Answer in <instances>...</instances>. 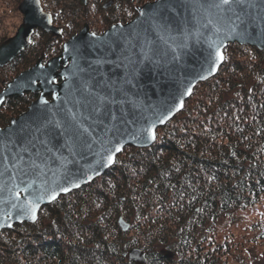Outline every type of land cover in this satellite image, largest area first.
I'll return each mask as SVG.
<instances>
[{"label": "trees", "instance_id": "16d2710c", "mask_svg": "<svg viewBox=\"0 0 264 264\" xmlns=\"http://www.w3.org/2000/svg\"><path fill=\"white\" fill-rule=\"evenodd\" d=\"M249 50L258 62L246 60ZM224 53L218 73L195 87L151 147L126 146L102 176L43 206L35 223L2 230L0 264H135L123 256L135 247L146 264H174L169 253L194 244V228L257 203L264 195V50L234 43ZM120 217L135 222L128 232Z\"/></svg>", "mask_w": 264, "mask_h": 264}, {"label": "water", "instance_id": "95a60500", "mask_svg": "<svg viewBox=\"0 0 264 264\" xmlns=\"http://www.w3.org/2000/svg\"><path fill=\"white\" fill-rule=\"evenodd\" d=\"M157 2L158 0L146 3L139 8L138 15L132 21L126 24L113 25L105 33L96 37H93L88 26H85L79 34L72 36L64 43L62 53L57 57H53L47 66L41 67L43 63L42 60H39L33 67L21 72L15 79L10 81L6 88L0 92V99L3 101L24 92L39 93L38 98L30 104L27 111L16 118H12L10 124L6 127H0L4 130L0 132V173H3L0 176V182L6 181V187L9 188L13 183L24 188L27 183L35 180L36 184L33 185V188H36L41 181L47 180L57 190L58 185L71 187L70 180L80 183V187L87 185L113 166L107 163L108 153L104 151L105 147H113L116 140H119L124 148L129 145L141 148L151 147L156 140L136 141L133 140L132 133L142 127L154 125L157 135L158 128L165 126L183 110L185 102L191 97L195 87L200 82H204L218 73L219 70L209 75L206 80L199 79L200 74L208 75V64L206 63V57L210 51L208 45L213 40H217L211 25L207 28L201 26L207 23L208 17L202 12L193 13V0H170L171 7L174 10L164 9L161 12V15L170 24L168 32L162 33L164 36L162 40L160 35L150 27L148 19ZM202 2L210 3L211 0H202ZM21 8L24 13L23 24L15 38L7 41L6 38L2 39L0 66L10 62L25 48L27 40L23 36V32L27 27L47 28L42 20L34 16L37 13L32 5V0H24ZM142 12L147 15L142 16ZM211 18L214 22L216 21L217 17L214 12L211 14ZM197 20H199V23H197ZM185 30L187 33L193 34L199 30L200 35H191L185 41L182 34ZM250 31L251 38L248 40H241L237 37L225 39V48L228 44L239 43L264 50V44H261L257 39L259 29L253 28ZM170 37H174L175 40L173 41ZM145 42H152L159 54L157 59L160 62L144 61L140 64L139 75L133 82L135 87L124 85L129 97L136 101L137 107L133 108L127 102L123 105L113 104L112 110L116 119L111 120L105 115L102 117L103 124L93 125L92 136L95 139L88 138L91 144L90 148L69 144L65 136L59 133V130L54 131L48 137H45L44 133H36V135L50 140L49 147L53 149V152L47 154L50 158L48 159V167L44 169L46 175L41 176L38 170L28 169L29 153H31L32 159H36L37 163L41 162L36 157V152L31 145L28 146L29 153L21 151L24 143L31 139L32 134L27 133L19 138H13L15 143L5 139V134L16 131L21 125L36 121L41 113L46 114L48 118H51L54 114L56 119H67V110L72 109L73 112L78 114L82 112L83 116L86 117L88 109L86 107L82 108L81 105L75 102L77 99H83V96L86 95V93L77 91L78 88H81L82 82H87L95 91L103 90L107 92L109 89H103L100 82L102 80L108 81L114 85L110 90L113 96L118 100L124 99L123 93L118 91V88L122 84L126 71V58L142 60L141 48ZM185 42L188 47L177 49L180 58L173 60V52L169 45ZM74 47L79 48V66L86 69L78 75H73V56L76 55L73 52ZM98 60H103L105 63L97 65ZM93 69H98V71H93ZM58 78L61 79L60 82L56 81ZM187 89H191V95L186 93ZM43 100L48 101L47 105L41 103ZM181 101H183L182 108H180ZM177 108H180V110L177 111ZM161 114H166L169 117L166 118L165 123L159 122ZM78 118L83 119L80 116ZM13 121L16 123L13 124ZM128 121H131V123H128ZM84 122L85 126L92 124V121L85 120ZM106 129H113V131L108 132ZM109 139L113 141L112 144L108 143ZM34 143L35 149L44 152L39 140L34 141ZM120 153L116 154V158ZM17 154L24 157V167L28 170V175H24L19 168L11 167L12 164L18 163ZM102 157L103 160H101ZM97 161H101V163H97ZM6 165L8 166L7 171H5ZM10 177L11 179H9ZM79 188H73L72 191ZM68 193H60L58 198ZM0 197L7 199L8 192H0ZM25 198L31 197L28 193H22L20 202H23ZM53 202L47 195L40 201L37 219L41 208ZM4 211L11 213V219L7 222L3 219ZM37 219L32 220L28 216L18 217L16 209L12 208L10 203H0V232L12 228L15 224L35 223ZM9 225L11 226L9 227ZM119 225L123 232H128L131 227V224L123 217L119 218ZM123 256L135 264L147 263L146 253L140 248H132L123 253Z\"/></svg>", "mask_w": 264, "mask_h": 264}, {"label": "snow or ice", "instance_id": "6c2138e0", "mask_svg": "<svg viewBox=\"0 0 264 264\" xmlns=\"http://www.w3.org/2000/svg\"><path fill=\"white\" fill-rule=\"evenodd\" d=\"M193 13L202 12L207 18V23L202 24V27L207 28L211 25L214 30V34L217 36V40H213L209 43L208 47L210 51L206 57V63L208 64L207 72L208 75L200 74L199 79L206 80L209 75H212L215 71L219 70L220 65L225 61L226 56L224 53V40L230 37H237L241 40H248L251 38V29H259L257 39H259L261 44H264V0H211L210 3L202 2V0H193L192 3ZM172 9L170 0H158L154 11L151 15L148 16L150 27L160 35V39H164L162 33H167L170 24L169 21L161 15L162 10ZM215 13L217 17L214 22L211 18V14ZM142 16L147 15L146 13H141ZM199 23V20H197ZM184 40L187 41L191 35L199 36V30L196 33H187L185 30ZM93 37H96L97 34L92 33ZM175 40L174 37H170ZM99 39V38H98ZM198 42V41H197ZM167 43V41H165ZM171 51L173 52L172 59L178 60L179 53L177 49H182L188 47V44L185 43H174L169 45ZM67 50V49H66ZM73 52L76 55L73 56V75H78L80 72L86 71L79 66V48L74 47ZM142 60H134L132 58H126L127 64L125 65V74L123 77L122 84L118 88V91L123 93L124 99H116L110 91L114 85L108 81H101L103 89H109V91H95L87 82H82L81 88H78L77 91L86 93L83 96V99H77L75 102L81 107H86L88 109V115L83 116V113L73 112L72 109L67 110V119H56L53 114L51 118L44 113H41L36 121L32 123H26L21 125L16 131L6 133L5 139L10 142L15 143V139L19 138L23 134L31 133V139H28L21 151L23 153H29V145L32 146L33 150L36 152V157L40 159V163L36 162V159L31 158V153H29L28 169L38 170L41 176L46 175L44 169L48 167V159L50 158L47 154L52 153L53 149L49 147L50 140L47 138H42L41 136L36 135V133H44L45 137L51 136L52 133L56 130H59L61 135L65 136L66 141L69 144L79 147L90 148L91 144L89 143L88 138L91 137L93 140L95 137L92 136L93 125L103 124V119L105 115L108 116L111 120H115L116 117L112 110L113 104L123 105L126 102L130 103L133 108L137 107L135 100L129 97L128 91L125 90L124 85L135 87L133 83L136 77L140 72V64L144 61L151 63H159L160 60L157 59L159 55L157 50L154 48L152 42H145L141 48ZM166 55V53H165ZM162 58V57H161ZM97 65H102L105 63L103 60H98ZM44 67V65H41ZM93 71H98V69H93ZM186 93L191 95V89H187ZM4 101L0 99V104H3ZM43 105H47L48 101H41ZM183 107V101L180 102V108ZM180 108L176 110L179 111ZM170 111V110H169ZM78 116L83 117V119L78 118ZM166 114H161L159 122L165 123ZM85 120L92 121V124L85 126ZM16 122L13 121V124ZM131 123V121H128ZM108 132H112L113 129H106ZM3 129H0V132H3ZM118 131V130H117ZM133 140H152L157 139L156 130L154 125L149 127H142L136 132L132 133ZM39 140L41 147L44 149V152L35 149L34 141ZM109 144H112L113 141L109 139ZM104 151L108 153L107 163L114 165L117 163L116 154L124 151V145L120 143L119 140L115 141L113 147H105ZM18 163L11 165L13 168H19L24 175H28V170L24 167V157L20 154H17ZM104 158L102 157L101 160ZM101 163V161H97ZM8 166H5V171H7ZM3 173H0L2 176ZM11 179V177L9 178ZM67 179V178H66ZM69 183L71 187L68 186H59L57 188L52 187L47 180L41 181V183L33 188V185L36 184V181L33 180L26 184L24 188H21L19 184L13 183L12 186L6 187L7 182H0V192L7 191L8 198L5 199L0 197V203H10L11 207L16 209L17 216H28L32 220L37 219V212L40 206V201L45 198L47 195L50 200L55 201L60 193H68L72 191L73 188H79L80 183L75 180H70ZM31 190V191H30ZM22 193H28L31 198H25L23 202H20V197ZM14 194V199H13ZM3 219L5 222L11 219V213L4 211ZM11 225H9L10 227Z\"/></svg>", "mask_w": 264, "mask_h": 264}, {"label": "rangeland", "instance_id": "374dc122", "mask_svg": "<svg viewBox=\"0 0 264 264\" xmlns=\"http://www.w3.org/2000/svg\"><path fill=\"white\" fill-rule=\"evenodd\" d=\"M21 1L22 0H0V42L3 38L7 39L14 36L21 25L22 14L18 9ZM129 1H140L138 3L142 7L146 3L157 0ZM136 5L138 4L136 3L130 6V13L127 20L123 22L124 24L129 23L138 15L139 10ZM96 23L92 27L94 28L95 26L98 33H103L110 27V23ZM69 38L55 41L49 40L48 36L42 32L36 35L35 40L37 41V46L34 52L31 50L25 51L17 57L13 64L9 63L0 68V90L6 88L7 84L12 81L19 72L33 65L35 60L41 55V52L48 47V44H50V55L48 58H51V53L57 55L62 50L64 42H67ZM246 54L248 56L246 60H248L250 56L257 62L260 60V57L257 56L254 51L249 50L245 52L244 55ZM29 98L27 102L25 100L22 101L14 111H9L8 107L3 109L0 113V117H3L4 120H8L6 123L0 124V126L9 124L12 118L22 114L29 106L30 101L32 99L35 100L33 96ZM132 219H134V217ZM130 224H135V222ZM202 229L203 230L194 228L193 237L196 241H194V244L189 242L188 246H182L178 249L175 247V249H177L175 250L176 253L173 251V253H169L175 261L174 264L181 263L182 256L187 259L188 264H205L209 261L210 256L213 255L214 261L217 264H264V195H262L257 203L246 208L237 209L229 216H221L214 222L205 220V225L202 226ZM139 234L140 233H136L135 231L131 233L135 239L140 240ZM147 242L144 244L152 246L158 251H163L166 248L162 247L158 242L154 245ZM199 243L201 244L200 246L198 245ZM197 247L201 248V254L196 252ZM210 247L212 248L211 250ZM200 255L201 258H203L202 262H199Z\"/></svg>", "mask_w": 264, "mask_h": 264}, {"label": "flooded vegetation", "instance_id": "af4514ba", "mask_svg": "<svg viewBox=\"0 0 264 264\" xmlns=\"http://www.w3.org/2000/svg\"><path fill=\"white\" fill-rule=\"evenodd\" d=\"M23 2H24V0H22L20 2L19 7H18L19 11L22 14L21 25L23 24V19H24V13H23V10L21 8V5L23 4ZM138 2H140V1H129V0L128 1H120V0H32V5L34 6L35 11L37 13V15H34V16H36L37 19L42 20L43 24L47 28L39 27V26L27 27L23 32V36L26 37V40H27V45L25 46V48L21 52H19V54H17L15 56V58H13L10 62L5 64L4 66L8 65L9 63L13 64V62L16 61L17 57H19L25 51L31 50L32 52H34V50L36 49V46H37V41L35 40V37H36V35L40 34V32L45 33V35L48 36L49 40L57 41V40H61V39H67L69 37L71 38L72 36L79 34V32L85 26H88L90 33L95 32L97 35H101V34L105 33L108 29H106L103 33H100V32L98 33V31H96L97 28L95 26H94V28L92 27L96 22L97 23L103 22L104 24L110 23L109 28H111L113 25L124 24L123 22H125V20H127V17L130 13V10H129L130 6L137 3L138 4V5H136V7L138 6L137 9L139 10V8L141 7ZM96 20H98V21H96ZM21 25L19 26L16 34L14 36L7 38L6 41L9 39L15 38L19 34V29H20ZM98 30H100V29H98ZM1 43H2V39H1L0 45H1ZM49 46H50V44H48V47H46L44 49V51L41 52V55L35 60L33 65L27 67L26 69L22 70L21 72L30 69L39 60H42L43 65L47 66L48 62L53 57H57L62 53L64 44L62 46V50L57 55H54L51 58H48V56L50 55V47ZM4 66H0V68H2ZM21 72H19L13 79H15ZM56 81L60 82L61 79L58 78ZM2 90H0V92ZM29 95L33 96V98L36 100L39 96V93L29 91V92H24L23 94H19V95H15V96L7 98L4 101V103L0 106V113L2 112L3 109H6L7 107L9 109V111H10V109L16 108L17 104H19V102L21 103L24 100L27 102V100L30 99ZM49 98H51V97H49ZM35 100L32 99L30 101V104ZM30 104H29V106H30ZM28 107H27V109H28ZM27 109L25 111H27ZM9 124H6L5 126H0V127L4 128Z\"/></svg>", "mask_w": 264, "mask_h": 264}]
</instances>
